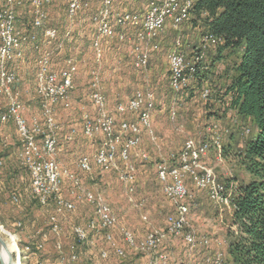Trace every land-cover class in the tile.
<instances>
[{"label": "rangeland", "instance_id": "rangeland-1", "mask_svg": "<svg viewBox=\"0 0 264 264\" xmlns=\"http://www.w3.org/2000/svg\"><path fill=\"white\" fill-rule=\"evenodd\" d=\"M19 1L16 11L20 15L29 9V0ZM90 4L84 6L72 19L67 17L64 0H52L50 6L45 7L51 16L53 28L57 30V45H61L58 48L60 57L53 59L54 66L58 67L56 72L73 70V87L69 93L70 106L65 109L57 105L54 109L58 126L55 161L61 172L67 171L78 177L84 191L100 194L109 204L116 219V225L109 232L112 231L110 233L113 234L115 245L123 254L117 255L114 248L103 240L105 232L101 230L89 232L84 243L77 241L73 228L85 226L88 221L95 219L94 206L82 199L72 198L71 183L65 175L59 179L60 193L64 198L72 200L73 211L56 208L53 200L43 206L32 197L31 210L27 213L20 209L17 201L11 200L10 203L7 200L5 213L0 209V215L4 216L6 223L1 221L0 216V226L4 225L6 231L18 235L17 247L22 249L26 256L22 264H61V244L64 258L76 255V264H152L154 260L156 264H221L227 246L234 240L237 232L230 205L232 193L226 190L225 199L213 202L207 197L206 191L195 187L189 177L188 180L185 179V186L191 200L185 202L186 226L183 231L177 236H168L151 253L142 250L140 244L151 229L165 230L166 217L175 213L174 207L161 191L157 167L160 164H171L170 155L177 153L186 140L203 141L211 139L212 136L219 140L220 147H216L217 144L214 143L200 158V165L210 172L213 185L226 186L232 176L244 175L236 157L242 148V139L238 137L241 124L232 112L222 110L224 104L221 100V94L232 76V65L239 54L229 53L225 55V59L216 60L217 49L212 45L215 41L207 37V41L204 40L203 28L191 25L190 15L179 27L175 25L172 29L170 25H166L162 36L157 40L158 49H147L149 58L144 69H136L133 66L132 44L102 39L99 43L102 56L97 57L92 45L96 35L92 18L97 13L101 0H90ZM124 5L128 7L129 12L139 10L141 13L145 9L143 1L140 0H114L112 7L120 11ZM189 12L192 14V10ZM38 30L32 29V35L40 45L39 51L29 52L26 49V60L12 64L19 78L20 99L25 106L24 115H32V125H43L42 116L38 119L39 113L32 111L33 107L40 108V96L35 81V60L42 52H49V46L44 43L41 30ZM75 30L78 32L74 36L72 31ZM65 34H68L67 37ZM72 36L73 44L70 45ZM176 40H179L180 45ZM174 44L177 49L179 47L185 52L189 63H193L198 53L201 54V69L207 67L209 73L200 85H197V78H190L185 91L175 92L170 88L167 56ZM67 61L71 63L67 64ZM93 71L99 72V87L105 97L106 110L115 120L116 131L119 121L135 119V116L130 114H118L117 105L125 103L137 90L153 94L154 139L144 131L140 145L131 151L134 156H130V159L132 157L131 162L135 166L132 183H123L119 180L117 172H103L94 165L89 173L78 168V158H92L102 143L98 136L88 139L82 134L83 115L91 118L96 115L90 98ZM207 89L209 94L203 97L202 92ZM3 106L4 100L0 95V109ZM72 129L75 131L73 139L65 140L66 134ZM9 132L15 134L12 126ZM236 135V140H233L232 136ZM229 142L232 146L224 156L221 146H226ZM17 222L21 223L20 227H16ZM53 224L58 227L57 233L52 231ZM123 231L134 235L136 240L133 247L124 242ZM187 234L191 236L190 242L185 240ZM8 249L11 252L9 245ZM102 250L106 251L107 259L99 257L98 254ZM4 255L6 263L7 254Z\"/></svg>", "mask_w": 264, "mask_h": 264}, {"label": "bare ground", "instance_id": "bare-ground-1", "mask_svg": "<svg viewBox=\"0 0 264 264\" xmlns=\"http://www.w3.org/2000/svg\"><path fill=\"white\" fill-rule=\"evenodd\" d=\"M113 1L101 0L97 13L93 15L92 20L96 26V35L92 45L96 51V56L100 57L102 54L100 55L99 43L102 39L132 44L134 53L133 66L136 69L146 68L149 58L147 49H151L149 41H156V38H160L165 30L161 29V31L152 32L155 30V23L160 20V24H167L172 19V27H176L175 25L179 27L184 21L188 20V16L191 15L189 11L192 10L193 6V0H160L159 10L161 11L153 13L158 8V0H140L143 1V4L146 1L145 9L140 13V11H117L112 7ZM47 2L51 4L52 0H32V12L36 13L35 20H32V28L41 30L44 43L48 45L44 21L45 7L47 6L45 3ZM64 2L66 3V13L69 19L74 18L84 6L90 4V0H64ZM174 4L178 8H173ZM146 32H148L147 41H139V38H143ZM67 35L65 34V37ZM32 40H34L32 43L34 50L39 51L40 45L36 43L34 35H32ZM204 40L207 41V38H204ZM176 41L179 44V41ZM58 46L60 48L61 45ZM156 49H158V44H155L154 50ZM179 49L174 44L167 56L169 86L175 92H180L188 86L189 79L193 78V74L198 69V64L202 58L201 54L198 53L193 63L183 61L177 64L179 56H183V60H186L185 54ZM70 63V61H67V64ZM49 68V52H42L35 60V81L37 83V92L40 96V108H44L43 96H51L53 110L44 109V116H42L43 125L36 124L32 127V137L40 139V141H33L32 172L35 173H32V182H34V194H32V197L43 206L53 200L56 208L67 212L73 211L74 203L72 200L64 198L60 193V176H67L71 183L70 195L72 198L82 199L87 204L94 206L95 219L88 221L85 226L73 228V234L77 241L84 243L88 239L89 232L101 230L105 232L103 240L114 248L117 255H122V250L115 245L113 234H111L112 231H110L111 233L109 232L116 225V219L109 204L100 194L84 191L81 188L82 184H80L78 177L67 171L61 172L57 167L55 160L58 127H53L51 118H53V111L57 105L65 109L70 106L69 93L73 87V70L65 69L56 72V81L62 87L61 91V89L54 88V86H49L47 80L44 79V73H48ZM98 73L95 71L91 73L92 83L90 85L92 89L90 98L95 106L96 115L92 118L85 114L83 115L82 134L86 138L98 136L102 140V146L93 154L92 158L90 156H81L85 157V160H81V157H79L78 168L82 172L89 173L91 166L94 165L103 172H117L119 180L123 183H132L134 181L135 166L130 159L131 151L140 145L144 131L151 139H154L152 133L154 97L151 92L137 90L125 103H119L116 107V112L118 114H124L125 112V114L135 116V119L129 120L130 122L128 120L119 121L118 130L116 131L114 128L115 120L105 107V97L99 87ZM182 80L183 83L181 84ZM207 95L208 90H203L202 96L207 97ZM74 133V129L70 130L66 134L65 139L71 141ZM215 139L213 136L211 139L208 138L203 141L188 139L182 144L177 153L170 155L169 161L171 164L167 161L168 164H160L157 167V179L161 186V191L169 204L174 207L175 213L168 215L169 219H165V230L151 229L145 234L140 244L142 250L151 253L168 236H177L183 231L186 226L187 206L185 202L191 200V195L185 186L187 177L191 179L196 188L206 191L207 197L211 201L216 202L226 198L225 186L213 185L210 172L200 165V158L205 155L211 145L216 143V147H220L219 140ZM38 163L40 168H38ZM57 181H59L58 187ZM52 231L55 233L58 231V227L55 224L52 226ZM122 235L124 242L128 246L133 247L135 245L136 239L132 233L123 231ZM185 240L190 242L191 236L189 234L185 235ZM8 245L13 247L11 253L19 255L20 252L14 247L13 241H8ZM98 255L101 259H107L106 251L102 250ZM1 258L4 262L5 255L3 252L1 253ZM64 259L68 264H76L78 261L76 255H71ZM19 262L20 258L17 261L14 259L15 264H19ZM156 263V260L152 262V264Z\"/></svg>", "mask_w": 264, "mask_h": 264}, {"label": "trees", "instance_id": "trees-1", "mask_svg": "<svg viewBox=\"0 0 264 264\" xmlns=\"http://www.w3.org/2000/svg\"><path fill=\"white\" fill-rule=\"evenodd\" d=\"M17 19L18 27L29 28L27 12L18 14ZM189 22L203 28L202 37L215 41L216 60L229 53L239 54L221 100L222 110L232 112L241 124L238 137L242 148L236 157L244 175L232 176L225 186L232 193L230 205L237 232L221 264H264V0H193ZM77 32L72 31L74 36ZM71 39L70 45L73 36ZM201 62L192 78H197V85L209 73L207 67L201 69ZM231 146V142L221 146L224 156Z\"/></svg>", "mask_w": 264, "mask_h": 264}, {"label": "built area", "instance_id": "built-area-1", "mask_svg": "<svg viewBox=\"0 0 264 264\" xmlns=\"http://www.w3.org/2000/svg\"><path fill=\"white\" fill-rule=\"evenodd\" d=\"M159 3L160 0H158V8H156L153 11V13H159L161 11L159 10ZM19 4H20L19 0H0V95L4 100V107L3 110L0 112V123L3 125H10L15 129L18 140L16 159L19 161L22 167L26 169L28 173L29 193L32 197V194H34V182H32V173H35L32 172L33 141H40V139L32 137V130H33L32 115H30V117H26L24 115L25 106L20 99L19 78L15 69L12 67V64L14 62H18V61L24 62L26 60V56H25L26 49L29 52L34 51V47H32V20H35L36 13L32 12V0H29L28 2L29 9L27 10V15L30 19L29 28H26L25 25L23 24L20 27H18L17 26L18 13L16 11V8L17 5ZM45 4L47 5V7L50 6L48 2ZM173 8H178V7H175L174 4ZM44 21H45V29H46V41H48L49 52L51 57V65L48 70V73H44V79L47 80V84L49 86H54V88L61 89L62 91V87L59 86L58 81H56V71L58 67L56 68L53 64V59L60 57L58 55L59 46L57 45V30L53 29L51 16L50 14H48V11L45 12ZM166 25H170L171 28L173 29L172 19L169 22V24H160V20H159L158 23H155V30L152 32L161 31V29H165ZM147 33L148 32L144 34L143 38H139V41H147ZM158 39L160 38H156V41H149L151 50H154L155 44H158L157 43ZM64 61L65 59H63L62 63H64ZM183 61H188V60H183V56H179L177 64H180ZM182 83L183 80L181 84ZM43 97H44V108H39V115H37L38 119L39 116H44V109H52L51 96H43ZM51 123L53 127L55 128L58 127L55 121L54 111H53V118H51ZM130 156H134V155L131 154ZM81 160H85V157H81ZM38 168H40L39 163H38ZM58 183L59 181H57V187H58ZM13 200L16 201L17 198L13 197ZM166 219L169 218L166 217ZM20 226L21 223L17 222L16 227H20ZM0 232L2 233L3 236L7 238V240L10 238V232L6 231L3 228V226H0ZM82 233L84 232L82 231ZM61 250H62V244H61ZM61 250L59 255L60 262L61 264H68L64 259ZM12 254H13V260L15 259L17 261L20 258V264H22L23 260L26 258L22 250H20L19 255L17 253H12Z\"/></svg>", "mask_w": 264, "mask_h": 264}, {"label": "crops", "instance_id": "crops-1", "mask_svg": "<svg viewBox=\"0 0 264 264\" xmlns=\"http://www.w3.org/2000/svg\"><path fill=\"white\" fill-rule=\"evenodd\" d=\"M127 9L128 7L124 5L120 11H127ZM32 111L38 114L39 107H33ZM34 125L36 124H33L32 127ZM9 128L10 125L3 124L0 128V209H2L5 213L4 208L5 204L8 202L7 200L11 203L13 197H16V201L18 202L20 209L29 213L31 210L30 203L32 202V197L29 193L28 176L22 165L16 159V151L18 149L16 132H14L15 134L13 135V133L9 132ZM101 146L102 143L99 144V148ZM12 183H14L13 186H11ZM0 213H2V211H0ZM1 221H3L4 224L6 223L3 215L1 216ZM16 236L18 237L17 234L14 235L10 233L8 241H13L14 247L19 250L16 244ZM10 249L13 250V247H10Z\"/></svg>", "mask_w": 264, "mask_h": 264}, {"label": "water", "instance_id": "water-1", "mask_svg": "<svg viewBox=\"0 0 264 264\" xmlns=\"http://www.w3.org/2000/svg\"><path fill=\"white\" fill-rule=\"evenodd\" d=\"M7 241H8L7 238L5 236H3L2 233L0 232V264H5L1 258L2 252L6 253L8 256V262L6 264H13L14 263L13 254L8 250V242Z\"/></svg>", "mask_w": 264, "mask_h": 264}]
</instances>
